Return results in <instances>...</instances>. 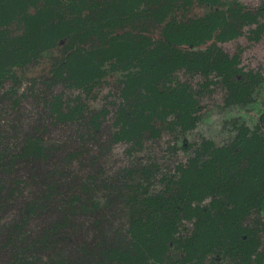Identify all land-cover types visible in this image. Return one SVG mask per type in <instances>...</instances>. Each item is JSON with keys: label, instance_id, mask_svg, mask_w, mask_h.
<instances>
[{"label": "trees", "instance_id": "trees-1", "mask_svg": "<svg viewBox=\"0 0 264 264\" xmlns=\"http://www.w3.org/2000/svg\"><path fill=\"white\" fill-rule=\"evenodd\" d=\"M165 1L113 0L98 7L95 0H0V103L13 92L15 85L21 83L17 69H23L57 49L60 56L55 59L52 77L46 85L53 90L63 86L66 92L51 96L47 104L50 117L56 122L81 124L86 132L82 131L79 138L85 143L93 142L97 135H106L104 121L109 110L104 107L95 111L75 93L94 90L108 75L115 73L119 100L115 103L117 109L108 136L113 144L127 145V155L132 160L114 176L105 172L102 176H89L84 182L73 184L67 198L54 199L52 191L59 193V190L49 185L44 186L45 193L41 196L25 202L23 218L10 226L8 239L0 246V252L8 248L12 252L11 264H35L44 250L50 251L57 246L61 234L66 232L65 240H69L68 235H73L74 220L78 216L95 215L102 208H108L105 205L119 207L121 201L128 202L132 196L136 197L135 204H146L148 214L153 212L155 218L132 224V213L125 212L126 207L122 205L125 208L122 212L127 213L130 220L125 226L111 223L110 230L101 229L103 247L99 245L98 250L95 246L74 249L71 251V257L75 255L74 261L51 259L44 264H174L169 260L173 250L180 255V251L196 254L197 260L193 264H203L205 249L202 246H211L213 241H223L225 245L234 242L238 247L236 253L226 255L225 259L221 258L220 250L215 252L214 264L263 263V226L259 229L254 226L257 225L256 212H264V194L258 202L250 201L248 197L256 180L264 177L261 139L264 137V114L255 128L247 124L238 128L229 154L225 156V162L232 160V163L253 157L252 164L243 172V180L224 201L217 197V177L211 164L212 161L220 164L218 157L225 149L207 138L192 144L187 138L201 121L202 91L211 89L216 78L221 84L231 82L228 92L245 97L257 74L239 67V55L214 60L213 54L209 60L203 57L204 54H197L190 60H187L188 56L184 57L188 64L177 53L157 61L155 56L162 50L197 49L208 40H213L217 47L238 39L248 28L251 33L263 32L264 3L257 10H250L237 2L203 0L208 12L186 23L183 19L186 12L173 10ZM148 18L165 26L161 37L149 44H146L149 38L142 34L128 36L123 33L115 35L107 46L95 49L82 48L76 41L80 35L87 38L116 31ZM122 64L127 65L122 67ZM183 73L199 76L205 82L197 90L182 79ZM8 82L12 86L5 92L3 87ZM67 91L72 92L71 96ZM13 107L16 108L15 103ZM42 130L37 127L21 142L0 136V173L12 174L17 163L23 161L45 167L53 145L49 146ZM165 133L173 134L174 145L168 148L170 154L178 152L179 148L186 153L192 152L185 162L171 170L160 161L144 156L145 146ZM87 151L78 148L76 154L81 156ZM76 154L71 156L75 158ZM52 170L59 173L56 167ZM50 176L51 171L42 183ZM6 179L0 178V212L15 204L13 184L24 183L14 179L8 184ZM161 185L164 188L157 190ZM169 190L177 196H166ZM174 201L179 203L174 205ZM166 202L183 214L174 226L166 224L158 211ZM224 207L227 212L212 223V231L195 241L189 237L187 224L194 223L197 214ZM39 214L55 215L56 218L43 229L44 235L35 237L27 227L30 216Z\"/></svg>", "mask_w": 264, "mask_h": 264}, {"label": "rangeland", "instance_id": "rangeland-1", "mask_svg": "<svg viewBox=\"0 0 264 264\" xmlns=\"http://www.w3.org/2000/svg\"><path fill=\"white\" fill-rule=\"evenodd\" d=\"M95 1L97 2V6L101 7L104 3L113 0ZM226 2L231 4L235 2L241 3L250 10H257L264 3V0H226ZM165 3L170 8H173V10L183 9L186 12L184 14L185 17H183L186 23H191L194 19L203 17L208 12V6L203 0H166ZM150 10L152 11V9ZM88 13H86V18ZM179 18L181 19V16ZM164 27V25L156 24L152 18H148L147 20L144 19L131 25L122 26L116 29V31H108L87 38H83L80 35L76 38V41L80 43L79 46L82 48L87 50L95 49L99 46H107L115 35L123 33L128 36L142 34L144 37L149 38L146 41V44H149L161 37ZM213 42V40H208L197 49L182 47L177 51L162 50L156 54L155 59L156 61L165 59L175 53L183 59L188 56L187 60H190L197 54H204L203 57L209 60H212L213 54L214 60L216 58H231L239 55V67L243 68L245 72H253V75L257 74L256 80L251 87L249 86L250 92L245 97L242 95L237 96V94H233L230 91L228 92V87H232V84L230 85L231 82L225 81L224 84H221V80L216 78V84L211 89L202 91L203 94L200 98L202 106L201 121L198 128L190 132L187 136L191 144L207 138L213 141L219 148L225 149V151H221L219 154L218 159H221L220 164L218 165L214 161L211 164L215 168L214 174L217 177V197L220 201H224L238 182L243 180V172L250 167L253 157L252 155L247 156L239 160L238 163H232V160H230V163L228 160L225 162V156L229 154L230 146L238 132V128L242 124H247L250 128H255L256 124L260 122L261 116L264 114V31L251 33L248 28L238 39L220 44V46L216 45L217 47H215ZM59 56L60 51L55 49L53 53H49L46 56L43 55L33 63H28L25 68L17 69V75L21 78V83L14 86L13 92L15 95L13 92L7 94V101L3 100L0 103L1 137L11 141L21 142L26 134L33 132L37 127L41 130L45 128L42 131H45L43 133L49 142V146L53 145L50 160L48 163L46 162L45 167L41 164L23 161L17 163V167L13 169L12 174L0 173V178L4 180L7 178L8 184H11L14 179L19 182H24L19 186L13 184L12 187L15 188V204L13 207L8 208L7 211L0 212V246L7 241L8 230L11 229L10 226L21 221L23 218L22 213L25 202L41 196L45 193L43 192L45 191V187H49L50 185L51 188L54 186L55 190H59V193L52 191L54 199H58L57 197L59 196L67 198L69 188L73 184L77 185V183L84 182L89 176H98L100 174L102 176L105 172L110 176H114L121 168H125L132 161L127 155V145L124 143L113 144L111 138L108 136L117 109L115 103L119 100L118 76L115 73L108 75L106 80L94 90L87 93H75L76 95L80 94L83 102L88 104L93 110H101L104 107L107 111L109 110V114L104 121V132L106 135H97L95 141H87L85 143L79 138L82 131L86 132L84 126L79 123L56 122L55 118L50 117L51 115L49 114L47 104L51 96L53 93L60 94L66 92L63 86H57L53 90L49 89L46 85L49 83V78L52 77L51 69L55 63V59ZM141 58L142 56H140ZM184 61L186 64L189 63L185 59ZM125 65L127 64L120 66L123 67ZM206 66L210 69V66ZM181 77L184 81L192 84L197 90L205 82L199 76L185 75L183 73ZM11 86V82L6 83L5 87H3L4 91L10 90ZM67 93L68 96L72 94L69 91ZM14 103L16 108L13 107ZM172 135L165 133L157 141L148 143L144 151V156L154 161H160L161 165L164 167L169 166L170 170L174 169L178 163L185 162L192 153H186L179 148L177 150L178 152L170 154L168 148L174 145ZM261 139L263 140L262 150L264 152V137ZM78 148H86L89 151L83 152L81 156H78L76 154V149ZM74 153L76 154L75 158L71 156ZM94 159L97 162H94ZM55 167L59 170L57 174L52 170ZM49 171H51V176L42 183L44 178L48 177ZM162 188L164 186L161 185L157 190ZM251 190L248 199L258 202L264 194V177L257 179L256 185ZM166 192V196H177L176 192H171V190ZM134 201H136V197L132 196L128 202L125 199L124 203L121 201L119 207L105 205L108 208H102L95 215L78 216L74 220L73 235H68L69 240H65L67 238L66 232L61 234L59 236L60 239L56 241L57 246L50 251L48 249L44 250V253L39 256V258L42 257V260H38V258L35 264H44L51 259L60 261L63 259L68 260L69 258L70 261H74L75 255L71 257V251L74 249H91V246H95L98 250L99 245L103 247L101 229H108L112 226L111 223L125 226L130 220L128 219V214L122 212L125 209L124 207L122 208V205L126 207L125 212L130 211L132 213V216H130L132 218V224L133 222L135 224L137 221L155 218L153 212L148 214L146 204H135ZM177 203L179 201L173 202L174 205ZM56 204L59 205V202ZM130 205L133 206L131 207ZM174 205L166 202L165 206L158 209L161 219L171 226L180 222L183 216L182 212L177 210ZM226 212L227 208L224 207L217 210H210L204 214H197L194 223L187 224L188 229L186 231H188L189 237L195 241L205 233L212 231V223L218 216ZM258 213L256 212L257 215L255 217L257 225L254 227L257 229L263 226L261 244L262 251H264V212L261 210L260 214ZM157 216L158 213H156V218ZM55 218V215L44 216L39 214L38 216H30L27 229L35 237H40L44 235L43 229L48 228L50 222L55 220ZM97 222L98 224L96 225ZM178 236L181 237V235ZM235 246L236 244L234 242L230 243V245H225L223 241H213L211 246H202L203 250L205 249L202 257L204 259L203 264H214V253L218 250L222 252L223 257L221 258L223 259L226 258V255L229 256L230 254L236 253L238 247ZM180 253L181 255L177 250H173V255L169 256V260L174 262V264H193L197 260L195 257L196 254L187 255V252L182 253V251ZM11 259L12 252L9 248L0 252V264H11ZM262 264H264V261Z\"/></svg>", "mask_w": 264, "mask_h": 264}]
</instances>
